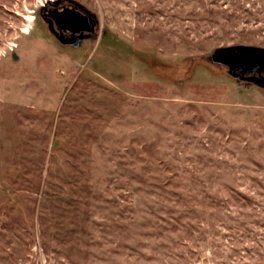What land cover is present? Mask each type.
<instances>
[{
    "label": "rangeland",
    "instance_id": "1",
    "mask_svg": "<svg viewBox=\"0 0 264 264\" xmlns=\"http://www.w3.org/2000/svg\"><path fill=\"white\" fill-rule=\"evenodd\" d=\"M48 1L0 0V264H264V89L211 57L264 0H77L72 50Z\"/></svg>",
    "mask_w": 264,
    "mask_h": 264
},
{
    "label": "water",
    "instance_id": "2",
    "mask_svg": "<svg viewBox=\"0 0 264 264\" xmlns=\"http://www.w3.org/2000/svg\"><path fill=\"white\" fill-rule=\"evenodd\" d=\"M76 2L93 17L90 18L87 27L93 30L96 21H99L97 14L83 3L77 0ZM58 20L61 26L70 28L71 23L77 22V17L71 12L63 11L60 12ZM49 21L52 26V21ZM211 57L213 61L227 65L229 73L234 78L245 80L264 88V46L251 44L220 46L214 50Z\"/></svg>",
    "mask_w": 264,
    "mask_h": 264
},
{
    "label": "flooded vegetation",
    "instance_id": "3",
    "mask_svg": "<svg viewBox=\"0 0 264 264\" xmlns=\"http://www.w3.org/2000/svg\"><path fill=\"white\" fill-rule=\"evenodd\" d=\"M43 6L39 11L40 18L58 46L72 50L83 46L86 40H93L98 35L99 21H96L93 30L88 29L89 20L93 17L76 0H50ZM63 11L71 12L77 17V22L71 23L70 28H64L59 23L58 16ZM49 20L52 21V26ZM105 34L104 29L100 39L105 37Z\"/></svg>",
    "mask_w": 264,
    "mask_h": 264
},
{
    "label": "trees",
    "instance_id": "4",
    "mask_svg": "<svg viewBox=\"0 0 264 264\" xmlns=\"http://www.w3.org/2000/svg\"><path fill=\"white\" fill-rule=\"evenodd\" d=\"M105 37H110V38H112V39H117V42H120L119 41V39L116 37V36H114V35H111L109 32H108V30H106L105 29ZM147 59V58H146ZM146 61V60H145ZM148 62V61H147ZM149 63V62H148ZM234 78V77H233ZM234 79H236V80H238L239 82H244L245 84H247V85H254V86H258V87H260V88H263V87H261V86H259V85H256V84H254V83H251V82H248V81H245V80H241V79H237V78H234ZM264 89V88H263Z\"/></svg>",
    "mask_w": 264,
    "mask_h": 264
}]
</instances>
